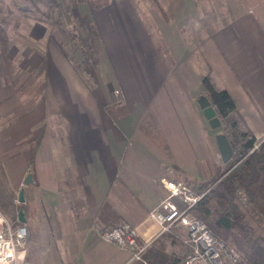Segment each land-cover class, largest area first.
Wrapping results in <instances>:
<instances>
[{"label":"crops","instance_id":"0c3cea01","mask_svg":"<svg viewBox=\"0 0 264 264\" xmlns=\"http://www.w3.org/2000/svg\"><path fill=\"white\" fill-rule=\"evenodd\" d=\"M259 2L236 8L229 21L213 29L200 24L195 35L203 45L212 42L220 56L218 84L256 139H263L264 8ZM155 4L168 16L153 19L174 56L173 50L184 47L178 20L192 18L194 0ZM140 5L108 0L96 8L97 15L106 12L107 30L104 35L96 31L107 37V48L100 58L102 71L83 74L59 45L72 44V35L51 33L50 23L29 9L16 7L21 14L8 17L0 10V158L14 189L23 187L28 264H139L127 263L129 251L100 233L124 221L140 234L155 229L148 213L168 192L162 178L183 180L193 172L196 147L197 159L210 153L203 120L171 82L173 72L160 59L153 67L143 53L134 22L147 2ZM90 7L81 1L73 8L75 20L85 15L96 22ZM117 88L121 96L115 95ZM40 133L30 165L31 144ZM180 165L185 170L176 168ZM27 173L32 180L24 184Z\"/></svg>","mask_w":264,"mask_h":264},{"label":"rangeland","instance_id":"374dc122","mask_svg":"<svg viewBox=\"0 0 264 264\" xmlns=\"http://www.w3.org/2000/svg\"><path fill=\"white\" fill-rule=\"evenodd\" d=\"M58 3V8L54 7L52 2L54 0H0V10L3 13L4 17L10 16L11 12L16 14L15 11L16 7L20 9L26 10L29 9L33 12L32 16L35 18H39L44 20L46 23H50V30L51 33H64L65 31L68 32V36L72 35L73 39L72 44H69L65 47L62 42H59L61 49L67 54L71 62L74 64L75 68L80 71V73H95L99 70V63L101 56L105 55V48L107 44V37L104 36L101 38L99 37L98 32L96 31V27L100 30L101 33L104 35V28L107 30V22L106 21V12L104 9L100 11L97 15L96 7H92V13L95 14L96 22H92L89 17L83 15L81 18H85L86 20H90L91 26L96 32L95 37L91 35L92 32L88 29V23L85 25L82 24L83 33L87 32L88 39L83 40L81 42L79 38V30L82 33V28L77 23V19L75 20V15H73V8L78 7L81 1L79 0H55ZM102 1V0H100ZM131 3H134L137 8H139V2L141 3L140 7L142 6V2H147V8L143 9L144 6L141 7L142 14L136 18L134 22V30L137 37L142 40V50L146 58L149 60L150 64L154 67L156 66L155 61L158 59L163 60L164 69L172 71L173 78L170 79L171 82H174L180 86V92L182 93L183 98L186 101H189L191 105L194 107V113L198 117H201L203 120V124L205 126V130L208 134V138L210 140V153L205 154V159H197V147H196V159L195 164L190 166L193 168L191 169L193 172L185 174L186 177L194 180H205L211 176V174L215 171L217 167L223 166V162L221 160L219 150L215 140V134L218 132H223V127L220 125L217 128H211L208 120L205 119L204 114L199 108L197 103V97L203 93L202 85L199 84L198 86H192L194 83L201 80V76L208 71L212 72V78L214 77L215 81H217L216 76H221L219 69H220V56L217 55L214 46H212V42L210 45L208 43L206 45L201 44V39H199L195 34L197 33V28L200 24H205L206 28L213 29L215 26H218L224 20H230L233 16L232 14L235 12V9L238 7H247L250 6V2L253 0H194V15L192 18L188 20V22H184L178 20L177 24H180V34L183 35L184 38V47L181 49L173 50L174 56L172 52L165 47L164 42L159 35L156 23L154 21V17L161 18L165 21L168 16L167 14L163 13L155 4V0H129ZM264 0H260L259 8H264ZM106 5V4H105ZM105 5L103 7H105ZM90 7V8H91ZM256 7V6H255ZM52 8H54L52 10ZM6 14V15H5ZM55 14V17L51 18L50 16ZM264 23V17L260 16ZM135 20V18H133ZM74 21L71 22L70 21ZM112 21V20H110ZM109 21V22H110ZM87 22V21H86ZM68 24L69 27L67 26ZM77 26V28H75ZM110 26V24H109ZM143 29L140 30V29ZM95 34V33H94ZM151 35L150 41H145L144 36ZM76 36V41L75 37ZM77 42V45H74ZM148 46H145V44ZM65 44V43H64ZM93 44V48L89 49L90 52L96 53L93 55H87V47ZM76 47V50L74 49ZM82 48L83 53H80ZM176 51L180 53L181 56H177ZM86 55V56H85ZM85 56V57H84ZM175 58L178 60L177 63L175 62ZM218 58V59H217ZM219 60V61H218ZM216 74V76H215ZM179 76V77H178ZM222 77V76H221ZM88 82L93 83L94 79L89 78L87 79ZM172 83V85H174ZM117 92L114 93L117 96H121L120 89H116ZM256 122V121H255ZM254 125H256L254 123ZM261 139V138H259ZM164 151L167 150L165 147L168 145L163 143ZM161 147V145H160ZM175 147V146H174ZM168 148V147H167ZM181 146H179L178 156L182 157L183 152H181ZM172 154H175L174 152ZM170 162H179V164L187 162L185 158H179L174 161L172 158L169 160ZM180 171L185 170L181 167H176ZM171 172H174L173 168H170ZM179 171V172H180ZM181 176V175H180ZM178 175V177H180ZM169 179L171 181H175L173 178H169L164 176L163 179ZM13 176L9 173V170L5 167V162L3 159L0 158V210L9 218L11 221L16 215L17 206L19 205L18 201V192L19 190H15L12 182ZM164 185V184H163ZM165 187V185H164ZM21 188V187H20ZM19 188V189H20ZM166 188V187H165ZM168 191V189L166 188ZM169 192L166 193L165 196H168ZM178 202V201H177ZM179 204V202H178ZM149 214V213H148ZM179 224V223H175ZM181 225V224H179ZM184 227V226H183ZM27 228V227H26ZM184 229H186L184 227ZM28 235V229H27ZM186 236L184 237V239ZM184 243L188 246V244L184 241ZM189 249V246H188ZM189 251V250H188ZM187 251V252H188ZM239 254V253H238Z\"/></svg>","mask_w":264,"mask_h":264},{"label":"trees","instance_id":"16d2710c","mask_svg":"<svg viewBox=\"0 0 264 264\" xmlns=\"http://www.w3.org/2000/svg\"><path fill=\"white\" fill-rule=\"evenodd\" d=\"M79 1L97 8L104 6L108 0ZM52 4L58 8L55 0ZM50 17H55V14ZM81 17L83 16L77 18V23L81 28L83 23H88V29L94 38L96 32L90 20ZM83 31L82 28L81 42L88 39L87 32L84 34ZM76 47L74 46L75 50ZM86 47L87 55L96 53V50L89 53L93 44ZM80 53H83L82 48ZM211 73L208 71L202 76V91L221 120L223 133L232 148V156L226 162L222 161L223 166L217 167L205 180L188 177L183 180L174 179L182 181L195 194L200 195L197 202L188 209L190 216L203 221L212 234L223 240L227 247L236 250L246 264H264V138L256 139L236 109L227 89L221 87ZM41 139L42 133L31 144L30 165L33 164L35 150ZM25 207V202L20 201L17 210L22 209L26 217ZM17 212L12 219L14 224L22 223L18 221ZM186 235L182 225L173 224L149 244L143 253L146 264L178 262L189 250L184 243Z\"/></svg>","mask_w":264,"mask_h":264},{"label":"built area","instance_id":"2783aa9c","mask_svg":"<svg viewBox=\"0 0 264 264\" xmlns=\"http://www.w3.org/2000/svg\"><path fill=\"white\" fill-rule=\"evenodd\" d=\"M162 182L169 194L148 214L155 229L140 234L136 226L124 221L103 230L100 233L102 239L126 248L130 253L127 263L146 264L143 253L152 240L169 230L173 224L179 223L186 228L184 241L188 244L189 251L173 264H246L240 259L238 252L216 238L203 221L188 214V209L197 202L200 195L195 194L182 181L165 178ZM26 237V225L14 224L0 210V264H28L24 262Z\"/></svg>","mask_w":264,"mask_h":264},{"label":"water","instance_id":"95a60500","mask_svg":"<svg viewBox=\"0 0 264 264\" xmlns=\"http://www.w3.org/2000/svg\"><path fill=\"white\" fill-rule=\"evenodd\" d=\"M197 103L199 107L202 109V112L205 116V118L208 120V123L211 128H217L221 125L220 118L216 115V110L210 103V100L208 97L201 93L197 97ZM215 140L216 144L219 150V154L221 157V160L223 162H226L231 156H232V148L230 146V143L226 137V135L223 132H218L215 134ZM32 180V176L30 173H27L23 182L24 184H28ZM18 200L24 201V192L23 187L19 189L18 192ZM18 221L24 223L25 222V216L22 209H19L17 212Z\"/></svg>","mask_w":264,"mask_h":264}]
</instances>
